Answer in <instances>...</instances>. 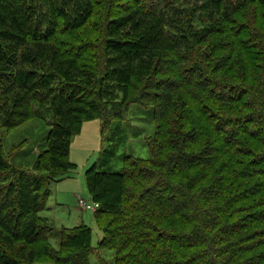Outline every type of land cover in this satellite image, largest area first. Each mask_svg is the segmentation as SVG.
Here are the masks:
<instances>
[{
    "label": "trees",
    "instance_id": "16d2710c",
    "mask_svg": "<svg viewBox=\"0 0 264 264\" xmlns=\"http://www.w3.org/2000/svg\"><path fill=\"white\" fill-rule=\"evenodd\" d=\"M252 56L264 70V0H0V128L51 120L29 171L10 164L0 139V264L31 263L17 243L44 244L38 254L53 264H90L103 248L115 249L112 264H264V160L238 161L242 138L257 139L227 120L206 146L233 160L239 183L180 182L198 165L188 150L203 132L193 127L195 136L176 145L167 138L175 129H156L147 161L123 156L119 173L85 172L97 248L80 224L55 230L56 248L47 249L54 230L40 216L49 184L75 167L69 145L82 122L97 119L103 132L116 120L106 113L110 96L142 84L156 113L157 102L185 88L193 102L179 96L171 122L184 140V108L189 116L198 105L207 125L210 105L240 102L216 92L230 87L228 76L244 81Z\"/></svg>",
    "mask_w": 264,
    "mask_h": 264
},
{
    "label": "rangeland",
    "instance_id": "374dc122",
    "mask_svg": "<svg viewBox=\"0 0 264 264\" xmlns=\"http://www.w3.org/2000/svg\"><path fill=\"white\" fill-rule=\"evenodd\" d=\"M123 34H125L123 29L118 32L121 39L125 38ZM251 59L253 60L252 63H249L250 68L246 72L244 81L232 80L235 75L228 76L225 81L230 82V87L221 88L216 92V94L220 92L226 98H228L227 96L233 99L241 97L240 102L234 104L222 98L223 103L210 105L212 109L215 108L216 113L213 111L210 114L207 113L210 121L207 125L204 123L205 117L195 111L198 105L195 104L189 108L191 109L189 116L186 112L184 113V108L182 122L184 140L176 134L177 128L173 127L171 122L180 117L174 108V105L179 103V96L185 100L186 104L193 102L191 98H187L188 92L185 94V88L178 89L173 94L176 100L171 97V99L164 98L157 102L156 113L153 106L147 102L146 90L141 88L142 84H134L136 91L116 92L115 95L110 96L107 101L109 103L106 106V113L109 119L114 118L117 121L113 120L108 123L103 132L101 131L102 124L97 119L82 122L79 132L72 137L69 145L68 158L75 165L74 169L64 171L67 173L65 176L67 179L49 184L47 210L40 215L44 219L43 225L54 230L50 245H46V248H56L55 230L71 229L79 224L90 228L91 246L97 248V243L101 238L93 219V213L97 207L90 202L85 184V172L92 165H96L98 172L119 173L123 167V156L147 161L150 158L147 144L154 140L156 129L164 128L167 131L175 129V134H169L167 138L176 145L188 143V140L195 136L193 127L199 135L203 132V135L198 137L196 144L192 143L188 150L193 152V158H196L195 161L198 165L183 172L187 178L180 182L195 181L199 182V186H209L215 190L224 188L230 182L233 184L240 182L234 181L231 174L236 170L232 163L233 160L227 159L225 155L219 153L217 156L214 153H209V148L206 146L215 139L212 134L214 124H219L221 121L227 120L233 126L248 125V130L253 131L252 136L257 139L252 141V139L242 138L244 143H242L243 149L241 150L244 151L245 156H240L239 162L246 165L264 160V70L260 69L261 65L258 64L254 56ZM219 76L225 77L226 75L220 74ZM232 81L236 83L234 84ZM174 101L176 102L174 103ZM163 113V120L160 121ZM155 116H157V121H153ZM118 119H120L119 122ZM50 121L45 116L42 118L33 116L10 131L0 128L3 153L11 165L26 171L31 170L37 154L44 148L43 142L48 133ZM176 145L168 153H176ZM166 152L163 150V153ZM62 172H55L54 176H60ZM228 188L227 186L224 194L229 192ZM79 201L86 204L85 208L80 207ZM49 232L46 229L45 233L49 234ZM15 246L17 248L24 247L22 255L26 257L30 255V264H53L52 261L38 254L41 248L44 249V244L25 247L23 244L17 243ZM33 253L36 254L32 255ZM114 255L115 249L103 248L98 250L97 254H91L89 262L90 264H112Z\"/></svg>",
    "mask_w": 264,
    "mask_h": 264
},
{
    "label": "built area",
    "instance_id": "2783aa9c",
    "mask_svg": "<svg viewBox=\"0 0 264 264\" xmlns=\"http://www.w3.org/2000/svg\"><path fill=\"white\" fill-rule=\"evenodd\" d=\"M79 205L81 208H85L86 206V204L83 201H79ZM88 208L90 209L91 207H88Z\"/></svg>",
    "mask_w": 264,
    "mask_h": 264
},
{
    "label": "crops",
    "instance_id": "0c3cea01",
    "mask_svg": "<svg viewBox=\"0 0 264 264\" xmlns=\"http://www.w3.org/2000/svg\"><path fill=\"white\" fill-rule=\"evenodd\" d=\"M80 225V224H79Z\"/></svg>",
    "mask_w": 264,
    "mask_h": 264
}]
</instances>
